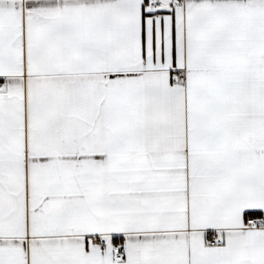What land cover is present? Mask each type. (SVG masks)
Listing matches in <instances>:
<instances>
[{
  "label": "snow or ice",
  "instance_id": "snow-or-ice-1",
  "mask_svg": "<svg viewBox=\"0 0 264 264\" xmlns=\"http://www.w3.org/2000/svg\"><path fill=\"white\" fill-rule=\"evenodd\" d=\"M0 264H264V0H0Z\"/></svg>",
  "mask_w": 264,
  "mask_h": 264
}]
</instances>
